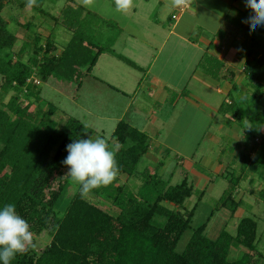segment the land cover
Masks as SVG:
<instances>
[{
	"label": "trees",
	"instance_id": "16d2710c",
	"mask_svg": "<svg viewBox=\"0 0 264 264\" xmlns=\"http://www.w3.org/2000/svg\"><path fill=\"white\" fill-rule=\"evenodd\" d=\"M47 1L37 0L38 6L30 9L50 18L56 26L66 28L71 32V38L58 53L51 36L43 41L42 35L36 33L33 53L26 59L27 42L20 51L14 52L19 37L10 29L4 11L9 4L27 9V0H0L1 89L6 93L14 92L5 107L0 105V208L13 203L33 233L41 234L45 229L52 231V241L42 253L29 248L23 254H17L11 264L264 263V254L258 249L259 223L250 216L241 219L236 234L224 229L217 239L206 235L207 224H203L195 229L186 250L176 251L182 235L190 227L195 207L182 212L165 203L182 207L194 195L195 188L187 179L170 185L159 174L160 166L164 164L162 160L157 166L142 171L143 181L137 191L127 183L120 184L117 176L108 186L91 192L96 196L107 194L118 208L117 214L102 208L87 196L82 197L79 189L64 214L58 216L56 205L71 179L66 175L68 167L62 163L68 155L66 147L78 139H93L95 130L73 116L66 118L64 123L57 122L54 119L57 106L48 103L47 108L44 107L40 84L29 80L34 75L41 82L52 77L61 81L77 80L78 87H81L83 78L91 73L100 55L114 52L113 46L122 28L117 22L103 19L74 0H67L61 13L54 15L44 8ZM248 11L247 8L240 12L242 20L249 16ZM242 20L238 26L244 31V39L235 48L237 55L244 57L247 85L254 88L252 106L250 110L248 108L250 115L247 112L250 124L242 121L247 150H241L234 156L241 159L240 166L235 165L236 159L232 163L235 166H227L225 177L229 186L218 202V207H229L233 213L245 202L235 196L242 180L255 174L264 183V134L261 131L264 113L257 107L264 98V26L250 32ZM32 24L29 22L27 26ZM226 35V29L216 33L198 66L215 79L230 81L237 91L239 86L235 82L234 71L223 59L209 52L221 47ZM215 40L220 43L216 44ZM118 56L134 65L126 57ZM241 102L243 100L233 97L227 108L222 105L221 110L239 120L243 110ZM35 103L38 108L32 109ZM112 139L117 145L113 151L119 174L133 176L139 173L138 165L151 147L148 133L121 120ZM251 151L255 154L252 155ZM204 194L205 190L199 191V199ZM260 197L264 201V188ZM156 216L165 217V223L157 224ZM241 246L248 251L231 260L232 247Z\"/></svg>",
	"mask_w": 264,
	"mask_h": 264
},
{
	"label": "crops",
	"instance_id": "0c3cea01",
	"mask_svg": "<svg viewBox=\"0 0 264 264\" xmlns=\"http://www.w3.org/2000/svg\"><path fill=\"white\" fill-rule=\"evenodd\" d=\"M107 1L115 9L114 2ZM188 1L190 7L180 13L178 19L172 16L179 12V7H172L171 0H134V7L127 12L125 22L107 16L116 20L122 32L113 46L114 52L100 55L97 64L78 89L85 86L87 100L97 103L95 107L98 111L93 114L100 123L108 125L112 135L121 120L145 131L151 138L150 151L145 157L156 163L164 153L175 152L181 156L178 170L182 177L185 176L183 180L187 179L194 187L202 188L213 181L210 175L198 170V161L195 160L202 141H206L203 146L205 154L200 159L205 165L202 167L213 172L215 178L225 176L226 159L220 154L224 147L222 144L221 148V143L225 138L234 140V137L225 131L226 119L221 110L225 102L221 96L224 93L231 95L234 88L227 80V84L222 86V81L205 73L198 65L216 33L220 29H228L230 15L244 12L247 8L244 0ZM221 4L229 7L230 11L219 13L217 6ZM204 7L206 9L203 10ZM140 8L148 9L149 13L140 11ZM210 21H217L220 28L207 38L206 32H210L208 27L213 25ZM228 35L227 32L221 47L209 52L223 59L227 67L234 71L238 93L243 88L242 83L247 86L248 81L247 78L237 80L245 77L244 60L240 62L237 59V49L226 48L231 38ZM215 43L219 44L220 41L215 40ZM118 55L131 60L134 65ZM216 120L221 122L215 125ZM102 131H106L105 127ZM244 138L245 134H242L234 155L246 148ZM194 150L197 151L193 153ZM215 151H218L219 156L210 158ZM168 157L159 169L162 173L166 170ZM253 177L250 176L246 181L253 182ZM203 190L206 193V189Z\"/></svg>",
	"mask_w": 264,
	"mask_h": 264
},
{
	"label": "rangeland",
	"instance_id": "374dc122",
	"mask_svg": "<svg viewBox=\"0 0 264 264\" xmlns=\"http://www.w3.org/2000/svg\"><path fill=\"white\" fill-rule=\"evenodd\" d=\"M77 4H82V0H74ZM111 2H114V0H111ZM67 4V0H49L45 3L44 8L51 12L54 15H59L61 13V10L63 7ZM85 7V6H84ZM219 13H223L224 11H230V8L226 5H219L217 6ZM90 11H93L97 14H99L103 19L112 20L110 18H107V16H114L121 20V22H125L127 13H121L117 12L113 5L110 4L107 0H95L94 5L89 8L85 7ZM206 9V7L203 8V10ZM151 10V9H150ZM140 11L144 13H149V10L144 8L143 10L140 8ZM141 12H139L140 14ZM248 15H250L251 10L249 9ZM4 15L6 19L10 23V29L17 33L19 37V42L14 47V52L20 51V49L23 47L24 43L26 44V59L29 58L34 50V44H35V34L40 33L43 37V41L49 36H51L54 40V42L57 45V52L60 53L63 48L66 46L67 42L71 38V32L68 31L66 28L62 26H56L54 21L50 18H46L42 16L41 14L35 12L34 10L30 9L29 7L27 9H20L16 5H8L6 6V9L4 11ZM119 16V17H118ZM125 18V19H124ZM242 16L240 15V12H235V15L231 16L228 22V29L226 32L229 33L228 36L229 40L227 41V44L225 45L226 48H235L240 45V42L244 39V31L239 29L238 24L241 23ZM212 19V18H211ZM115 20V19H113ZM236 21V22H234ZM31 22L33 23L30 25V27L27 26V24ZM116 22V20H115ZM213 25L209 26L210 32H206L207 38L212 37L216 30H218L220 27L218 25V22L216 21H210ZM32 40V41H31ZM30 41V42H28ZM236 49V48H235ZM238 56V55H237ZM237 59H240L241 62L244 60V57L238 56ZM239 64V62H236V64ZM235 64V65H236ZM238 66V65H237ZM243 66V62L241 63V67ZM245 74V73H244ZM86 78V76L83 78V80ZM245 77H240L239 81L245 80ZM3 80L2 74H0V105L2 107H5V104L10 100V98L14 95L13 91H10L9 93L4 92L1 89V82ZM218 80V79H216ZM222 81V86H225L227 84L225 79L219 80ZM228 81V80H227ZM230 82V81H229ZM84 83V82H83ZM242 90L237 93V91H233L231 95L223 94L222 100L225 102V107L227 108L229 101H231L232 97H238L239 100H243L241 102V108L242 110V118L237 120L233 114H228L226 111L222 110V113L224 114L226 119L225 124L227 125V129L225 130L227 133H229L232 137H234V140H231L230 138H225L221 143L224 145L221 155L225 156V163H226V169L228 165H239L241 163V159L238 157L234 158V152L237 148H239L237 145L238 142L242 139L243 133V126L242 121H245L247 124H250V118L248 117L249 110L252 105V99L251 95L254 90L251 86H246L245 83H242ZM85 87V86H84ZM84 87L78 89V81H61L57 78H50L46 82H41L40 88L42 90V104L45 105L44 107L47 108L48 103H52L55 106H57L58 111L54 115V119L57 122L64 123L66 118L69 116H73L75 118L80 119L88 126L92 127L95 130L93 139H96L97 137L105 138L108 143L111 146V149L114 150V140L112 139V131L108 128V125L102 124L99 122V119L93 114L98 111L97 103L95 101H91V99H88V96L86 95L84 91ZM187 92V91H186ZM27 103V101L25 102ZM258 111L264 113V98L261 100V102L258 104ZM38 108V104L35 103L32 106V109ZM249 108V110H248ZM257 110V108H256ZM248 112V114H247ZM222 119V116H221ZM219 120L215 121V125H217ZM230 124V125H229ZM106 129V131H102V128ZM232 128V129H230ZM230 129V130H229ZM262 133L264 134V126L261 129ZM242 132V133H241ZM194 141V140H193ZM201 147L197 150H194L196 152L195 160L197 162V167L200 168L198 170L206 173L207 175H210V177L213 178V181L210 182L209 185H203V187L195 188L194 197L192 199H189L185 202V205L182 207H176L173 204L165 203L168 207L171 209H178L182 212H185L187 210H192L195 207V212L192 217V221L190 224V227L184 232L182 235L180 241L178 242L176 246V251L183 252L186 250L187 245L195 231L199 226L203 224L206 225L205 233L208 237L212 239H217L222 232V230L226 229L232 234L237 233L238 224L241 221V219L245 216H250L255 218L259 223V243H258V249L261 253L264 254V201L261 200L260 197V191L262 188H264L263 181L257 177L255 174H251L254 176L253 182H247L246 180H242L240 183V192H237L235 196L236 198H242L244 197V205L236 212L233 213L229 207H218V202L223 195L224 191L229 186L228 179L224 176V178H215V174L213 172H210L207 167L204 168L202 166H205L201 163L202 154L204 153L203 147L206 143V141L201 142ZM245 145V144H244ZM188 149H191V147L188 146ZM244 148L243 150H245ZM242 150V151H243ZM247 150V149H246ZM252 155L255 154V152L251 151ZM208 154V152H207ZM168 157V166L166 165L164 172L159 171L160 175H164L165 177H168L167 180L169 181L170 185H176L183 181L182 174L178 170L180 166L178 165L180 162L181 156H177L175 152L168 151L167 153H164L163 157H159L155 163V161H149L145 156V158L142 159V161L138 165V172L137 174L133 176H128L125 174H119L118 179L120 184L127 183L128 186L137 191L140 186L142 185V171L145 170V168L148 167V165L157 166L159 161H164ZM219 156L218 151H215L213 155H210L209 157L212 159H215ZM235 162V165L232 164ZM161 167V166H160ZM226 169L224 174L226 175ZM240 169V168H239ZM175 172L174 175H171L172 172ZM191 180V177H189ZM197 184V183H196ZM198 185V184H197ZM203 189H206L205 195L199 199L198 192L202 191ZM239 189V190H240ZM79 185L74 183L70 179V184L67 186L65 191L63 192L62 196L59 199V202L56 205V212L58 216H61L64 214L68 204L70 203L73 196L78 192ZM87 198L91 200L92 202L100 205L102 208L117 214L119 212L118 208L113 205L112 200L107 194H101V195H94L91 192L87 195ZM156 223L159 225H163L166 221V218L163 216H156L155 217ZM34 234L35 242L37 243V247L35 248V252L38 254L42 253V251L51 243L52 241V231L51 229H45L41 234ZM248 251L247 248L241 246V247H232L230 252V259L235 260L240 258L244 253ZM261 264H264L261 262Z\"/></svg>",
	"mask_w": 264,
	"mask_h": 264
},
{
	"label": "clouds",
	"instance_id": "9594fccd",
	"mask_svg": "<svg viewBox=\"0 0 264 264\" xmlns=\"http://www.w3.org/2000/svg\"><path fill=\"white\" fill-rule=\"evenodd\" d=\"M95 0H82L85 7L91 8ZM188 0H171L172 7L186 5ZM250 15L242 20L250 32L264 26V0H244ZM115 10L127 13L134 7V0H114ZM37 0H27L26 7H37ZM68 155L62 163L68 167L67 176L79 185L82 197L101 187L111 184L119 174L115 152L105 138L78 139L67 145ZM37 243L26 219L21 217L13 203L0 208V262L11 264L17 254L29 248L35 249Z\"/></svg>",
	"mask_w": 264,
	"mask_h": 264
},
{
	"label": "built area",
	"instance_id": "2783aa9c",
	"mask_svg": "<svg viewBox=\"0 0 264 264\" xmlns=\"http://www.w3.org/2000/svg\"><path fill=\"white\" fill-rule=\"evenodd\" d=\"M189 7H190L189 1L186 5L179 6V12L173 14V16H172L173 19H178L180 17V13L185 12ZM29 81H34V83H36V84H41V81L37 77H35V75Z\"/></svg>",
	"mask_w": 264,
	"mask_h": 264
}]
</instances>
